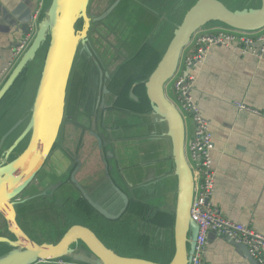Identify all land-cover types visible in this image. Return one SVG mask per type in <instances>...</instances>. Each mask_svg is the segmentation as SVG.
<instances>
[{
	"label": "water",
	"instance_id": "1",
	"mask_svg": "<svg viewBox=\"0 0 264 264\" xmlns=\"http://www.w3.org/2000/svg\"><path fill=\"white\" fill-rule=\"evenodd\" d=\"M7 1L3 0V3L6 5ZM243 1L99 0L96 3L98 7H92L91 0H42L35 19L31 18V12L28 11L25 20L21 21V31L29 35L30 39L0 85L1 103L15 83L24 78L26 84L21 87L14 101L21 100L32 69L39 68L32 104L22 114L29 116V120L19 141L30 132L28 147L12 163L0 165V264H34L50 260L73 264H190L199 231L198 224L190 214L194 179L185 156V121L167 95L166 86L178 71L181 56L197 32L220 28L254 33L264 29V0H251L254 6L236 8ZM190 2L179 17L158 61H155L147 75H140L139 65L148 63L150 56L155 55L156 40L153 37L158 27L156 24L159 21L170 22L177 15L175 10ZM116 17L121 20L116 22L115 19L108 29H103L101 34L106 38L99 40L104 47L103 53L111 54L113 48L116 49V69H111L115 71L112 81L110 69L102 72L92 58L96 56L90 51L89 45L94 43V40H90L91 33ZM109 38L115 39L111 49H108L107 44ZM84 52L92 58L98 74L97 88L101 92L95 98L96 104L90 119L92 127L88 133L97 142L98 149L102 145L108 146L107 157L95 153L82 156V150L79 151L81 155L70 177L75 194H70V199L63 201L76 200L77 204L85 206L92 227L74 224L68 226L55 243L35 242L19 224L18 218L21 220L27 215L23 212L18 217L17 206L24 204L19 198L23 197L21 193L36 171L29 178L27 175L39 158L45 159L59 134L65 117L71 73L77 54ZM14 103L7 108L6 116L14 114L17 109L13 108ZM100 120L116 128L108 135L95 133L93 126ZM18 125L2 136L0 144ZM84 125L87 126L86 123ZM76 131L80 132L78 129ZM149 134L150 140L147 139ZM86 141V148L90 149L93 140ZM82 146L84 149L85 142ZM172 176L176 187L173 193L171 238L174 252L170 261L159 263L138 256H127L101 241L97 232L107 231L104 222L122 223L120 220L125 218H132L135 222V217H139L136 227L142 233L151 232L165 237L164 232H161L165 226L160 211L170 209L167 203L172 195ZM100 188L114 195L119 202L115 211H108L92 196V192ZM147 207L152 214L148 218L149 223L144 216L148 212ZM155 218L160 219L158 226L153 224L152 219ZM139 221L142 222L141 226ZM108 229L112 232L111 224ZM237 247L251 264H258L250 257L246 247Z\"/></svg>",
	"mask_w": 264,
	"mask_h": 264
},
{
	"label": "crops",
	"instance_id": "2",
	"mask_svg": "<svg viewBox=\"0 0 264 264\" xmlns=\"http://www.w3.org/2000/svg\"><path fill=\"white\" fill-rule=\"evenodd\" d=\"M13 1L8 0L5 5L0 0V85L17 60L13 51L29 36L22 33L21 21L25 20L28 11L31 12V18H34L41 3V0ZM252 6L254 5L251 0H245L236 8ZM193 53L192 43L181 56L177 74L186 73L184 59ZM202 55L195 68V80L190 95L202 117L209 123V133L214 144L211 153L214 191L210 203L225 219L246 225L264 235V55L256 58L220 46L205 49ZM4 70L7 72L2 74ZM23 79L19 81L22 83ZM18 90L20 92L21 88ZM32 101L33 99L30 104ZM237 104L254 109L260 115L240 110ZM7 108L6 106L2 110L4 118L0 121V126L10 120V116H6ZM186 120L187 140L193 135L194 125L190 117ZM43 205L35 202L32 206L39 212ZM31 216L33 215L23 216L21 221L29 226ZM74 224L92 227L80 221L71 222V225ZM163 252L164 255L160 256L158 255L161 252L148 254L147 259L159 263L170 261L174 252L172 242ZM203 264L251 262L237 245L211 234L207 240Z\"/></svg>",
	"mask_w": 264,
	"mask_h": 264
},
{
	"label": "flooded vegetation",
	"instance_id": "3",
	"mask_svg": "<svg viewBox=\"0 0 264 264\" xmlns=\"http://www.w3.org/2000/svg\"><path fill=\"white\" fill-rule=\"evenodd\" d=\"M115 19H117L116 22L121 20L119 17L113 18L108 20L106 23H103L105 26L97 28L93 31L90 35L91 42L93 40L95 42L96 39L104 40L106 36H102L101 32H103V29H108ZM107 32H110V30H107ZM92 34H95L96 36L92 37ZM127 39L129 38L127 37ZM96 42L100 45L99 41ZM107 44L108 49H111L112 46H110L109 43ZM89 47L90 51L95 53L96 57L92 56V58L99 64L102 72H106L110 69V73L113 75V81L115 71L111 70V67L116 69V63L114 62V59L116 58V49L113 48L111 54H105L103 51L95 48L93 43H91ZM92 58H89L85 52L81 55L79 53L77 54V60L75 61V65L71 73L72 76L66 99L65 117L59 134L55 138V141L45 159L43 160V158H39L40 165L36 168L34 166L35 169L33 168L29 175H27V178H29L32 172L36 171L26 189L21 193L23 197L19 198V200H22L24 204L17 206L18 217H20V214L23 212L27 215H32L38 212V210L32 206L35 202L40 203L41 205L44 203L55 204L56 202L59 203L60 200L66 201L70 199V194H72L71 191H75L70 181V177L76 166V160L81 155H79V151L82 150V156H89L88 153L91 155L95 153L96 155L102 154L104 157H107L106 153L108 146L102 145L98 149L97 142L94 139H91L88 133L90 131V126L92 127V121L90 119L94 105L96 104L95 98L97 93L100 92V89L97 88L98 74L93 62L91 61ZM14 102L10 103L13 104ZM7 103L10 104L9 102H6L5 104L7 105ZM5 104L0 108V116L2 110L6 107ZM97 112L98 111H96V113ZM28 117L29 116L20 115L11 118L10 123L5 126V130L0 133L1 142L2 136L14 125L19 123L15 131L4 140L3 144H0V165L3 163H12L17 158L21 157L26 151L31 133L28 132L20 141L19 137L28 123ZM3 118V116L0 117V121H3ZM84 123H86L87 126H85ZM115 128V125L110 126L109 124L103 123L101 120L96 122L93 126L95 133H103V135L110 134ZM77 129L80 131L79 133H77ZM147 139L150 140V134L147 136ZM86 140H93V149L92 147L90 149L86 148V144L88 143ZM84 142L85 148L82 149L83 146L81 147V145ZM31 155H29L26 159V167ZM84 166L86 165L84 164ZM112 180L118 184V181L113 178ZM44 191L47 192L43 194ZM92 196L110 212L115 211L119 206V202L116 200L115 196L104 191V188H100L95 192H92ZM147 208L148 212L144 213V216L147 217L146 222L149 223L148 218H151L152 214L149 213L150 208ZM152 220L154 221L153 224L155 226L160 224L159 218ZM138 224L141 226L142 222L139 221ZM144 226L150 227L149 224H145Z\"/></svg>",
	"mask_w": 264,
	"mask_h": 264
},
{
	"label": "built area",
	"instance_id": "4",
	"mask_svg": "<svg viewBox=\"0 0 264 264\" xmlns=\"http://www.w3.org/2000/svg\"><path fill=\"white\" fill-rule=\"evenodd\" d=\"M38 10L39 8L32 19L36 18ZM29 39L13 51L17 59L25 49ZM192 43L194 53L184 59L186 73L177 74L176 72L166 86L167 95L179 110L185 123L187 117H190L194 125L192 137L185 140V156L192 171L195 187L190 214L192 220L199 226L190 264H203L207 240L211 234L246 247L252 259L258 264H264V235L255 232L246 225L225 219L220 211L210 203L214 191V170L211 158L214 144L209 133V123L202 117L190 95L195 80V68L201 61L205 49L220 46L234 49L241 54L261 58L264 55V29L254 33H241L220 28L207 29L194 34L190 45ZM6 72L7 70H4L2 74ZM237 108L254 115H260L258 111L241 104H237ZM34 264L73 263L63 260H50L38 261Z\"/></svg>",
	"mask_w": 264,
	"mask_h": 264
},
{
	"label": "rangeland",
	"instance_id": "5",
	"mask_svg": "<svg viewBox=\"0 0 264 264\" xmlns=\"http://www.w3.org/2000/svg\"><path fill=\"white\" fill-rule=\"evenodd\" d=\"M99 0H91L92 7H98L96 3ZM193 1V0H192ZM229 1V0H228ZM191 4V2L187 5L182 6L181 8H177L175 10V15L172 20L168 23H162L159 21L156 26V32L154 34V39L156 40L155 44V55L150 56L149 62L145 63L142 62L138 67V73L147 75L150 70L152 69L155 61L157 62L159 59L160 54L165 49L171 35L172 31L175 28V25L178 22L179 17L181 16L182 12ZM178 12V13H176ZM80 27V24H79ZM165 27L163 30L162 28ZM146 31V30H145ZM164 31V32H163ZM96 39L93 43L95 48H98L101 51H104V47L99 45ZM103 41V40H102ZM108 43L110 46L115 44V39L109 38ZM113 69V67L111 68ZM31 77L29 79V84L27 86L26 92L24 93L21 100H17L13 106V108H17L13 115L9 118H14L16 116L24 114L28 108L27 106L30 105L32 100L33 90L35 85L38 82V74L39 68L32 69ZM26 84L25 79L22 80V86L24 87ZM12 110V109H11ZM1 117V116H0ZM6 122L4 125L0 126V133L5 130V126L10 123ZM138 121V118H137ZM188 123V120H186ZM163 129H161L162 132ZM172 167V165L170 166ZM172 182V195L168 199L167 205L170 206V209L166 208V211H160V218L163 222L164 232L163 235L165 237H159L158 234L149 233H142L141 230L136 227L139 217H135L136 221L133 222L132 218H125L120 220L122 223H109L104 222L107 228V231L100 232L98 234L99 238L103 243H105L110 248L114 249L123 254H127L129 256H140L144 258H148V254H152L154 252H161L158 256L164 255V250L166 251L169 246L171 245V238H172V227H173V207H174V196L173 193L175 192L176 181L174 176L171 177ZM74 195L75 191H71ZM167 201V199H166ZM65 203V204H64ZM86 213V216L84 215ZM30 221L31 223L29 226L25 225L23 221L18 218L19 224L24 232L31 237L35 242L44 241V242H56L61 234L67 229L68 226L71 225V222H81L83 224L92 226V222L87 219V215H89L88 210L82 204H77L75 201L70 202H56L55 204L51 203H44L41 207V211L32 214ZM138 215V214H137ZM112 225L113 230L112 232L108 229L109 225ZM131 227H129V225ZM135 224V225H134ZM115 227H119L120 229H115Z\"/></svg>",
	"mask_w": 264,
	"mask_h": 264
},
{
	"label": "trees",
	"instance_id": "6",
	"mask_svg": "<svg viewBox=\"0 0 264 264\" xmlns=\"http://www.w3.org/2000/svg\"><path fill=\"white\" fill-rule=\"evenodd\" d=\"M21 81H17L15 83V85L13 86V88L8 92V94L4 97V99L2 100V102L0 103V108L6 103V102H13L14 101V97L17 95V93L19 92L18 88H21L20 85ZM22 84V83H21ZM20 86V87H19ZM7 104V107H10L12 104ZM7 110V109H6ZM3 116V114H1V117Z\"/></svg>",
	"mask_w": 264,
	"mask_h": 264
},
{
	"label": "bare ground",
	"instance_id": "7",
	"mask_svg": "<svg viewBox=\"0 0 264 264\" xmlns=\"http://www.w3.org/2000/svg\"><path fill=\"white\" fill-rule=\"evenodd\" d=\"M38 165H40V160H39L38 163L35 165V168H36ZM35 168H34V169H35Z\"/></svg>",
	"mask_w": 264,
	"mask_h": 264
}]
</instances>
